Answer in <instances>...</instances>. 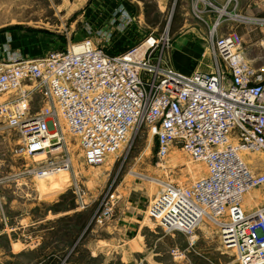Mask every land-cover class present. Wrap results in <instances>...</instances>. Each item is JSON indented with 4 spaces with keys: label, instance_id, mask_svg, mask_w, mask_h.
Wrapping results in <instances>:
<instances>
[{
    "label": "built area",
    "instance_id": "built-area-1",
    "mask_svg": "<svg viewBox=\"0 0 264 264\" xmlns=\"http://www.w3.org/2000/svg\"><path fill=\"white\" fill-rule=\"evenodd\" d=\"M190 14L210 52V72L175 69L169 34L161 46L151 33L115 55L96 43L90 28L82 41L37 58L0 45V138L6 131L20 135L15 158L43 157L23 172L0 177V188L75 174L73 156L98 167L148 128L160 160L177 148L207 169L186 188L163 184L150 219L165 233L189 239L211 225L238 264H264V204L252 211L243 206L248 193L264 187V69L249 60L236 31L242 26L250 37L261 33L264 53V16L245 13L242 0H191ZM120 17L121 29L137 23L131 14ZM37 95L42 106L34 112ZM114 202L112 194L94 219L97 227L112 216ZM186 255L171 250L174 261Z\"/></svg>",
    "mask_w": 264,
    "mask_h": 264
},
{
    "label": "rangeland",
    "instance_id": "rangeland-1",
    "mask_svg": "<svg viewBox=\"0 0 264 264\" xmlns=\"http://www.w3.org/2000/svg\"><path fill=\"white\" fill-rule=\"evenodd\" d=\"M189 2L191 4V0ZM188 4V0H168V6L162 4L161 8L159 0H135L136 27L146 29L145 34L150 32L142 37L137 34L133 45L154 33L161 46L163 35L169 34L173 42L169 61L179 72H210L211 55L205 43L199 40L198 23L191 14L188 16ZM242 5L245 13L264 16V0H242ZM49 14V6L39 0H0V35H9V44L30 45L33 50L41 51V55L49 54L47 48L51 43L60 44L63 50L68 44L65 38L68 24L62 27V37H57L60 36L56 33L58 30H53L56 21ZM182 27H185L184 34L179 32ZM236 31L243 35V49L249 60L257 68L264 69V60H261L264 53L258 44L262 34L250 37L242 26ZM224 32L228 33L226 28ZM41 106L42 96L37 95L34 112ZM20 139L18 133L10 131L0 138V177L23 172L26 166H33L43 159L15 158L12 150ZM67 139L70 141L72 138ZM72 141L74 146L76 142ZM73 162L75 174L61 172L47 179H26L0 188V212L2 207L9 224L30 221L31 218L39 221L40 236L44 240L41 254H57L60 260L55 264H77L72 255L81 244L85 249L98 243L112 249L113 246L123 247L125 251L141 227L147 244L144 260L118 257L117 250H114L112 254H105L103 259L92 260L88 264H188L187 260L174 261L171 256L174 248L187 251V255L190 249L192 257L205 256L211 262L197 264H238L235 252L221 247L218 232L211 225L201 226L193 239H189L181 233H165L150 219L149 207L164 190L163 184L186 188L205 177L207 169L203 163L192 161L177 148L160 160L157 143L148 128L132 136L120 152L109 155L98 167L86 166L78 156H73ZM112 194L115 195L112 216L103 227H97L94 219ZM263 204L264 187L248 193L243 206L245 210L252 211ZM56 241L59 244L53 246ZM191 244L192 248L189 247Z\"/></svg>",
    "mask_w": 264,
    "mask_h": 264
},
{
    "label": "crops",
    "instance_id": "crops-1",
    "mask_svg": "<svg viewBox=\"0 0 264 264\" xmlns=\"http://www.w3.org/2000/svg\"><path fill=\"white\" fill-rule=\"evenodd\" d=\"M49 6V17L54 18L56 24L53 30L62 37L61 33L63 25L68 24L66 29L68 48L74 43H78L88 37V29L94 32L96 43L105 48L111 54H122L130 49L133 45L134 38L146 36L144 33L146 29L136 27V24L129 25L126 29L119 28L122 22L124 13L136 17L135 0H39ZM160 7L168 6V0H159ZM188 3L190 4L189 0ZM186 5L188 9V16L190 15V5ZM120 13V14H119ZM60 23V24H59ZM185 27H182L179 32L186 33ZM196 30L198 28L196 27ZM54 31V32H55ZM111 34L109 41L105 36ZM98 34H101L97 37ZM138 34V35H137ZM9 35H0V45L9 44ZM199 40H201L199 38ZM190 41V39L188 40ZM202 41V40H201ZM14 52L21 53L26 58L42 57L41 51L33 50L30 45L10 44ZM62 49L60 44L51 43L47 48L51 53L53 51H60ZM63 49V50H64ZM47 55V54H46ZM175 69H177L174 66ZM178 70V69H177ZM40 223L34 221L33 218L24 222L20 221L16 224H9L5 214L0 212V264H51L56 260H60L58 255L45 256L41 254V246L43 239H41L39 232ZM142 227L138 230L133 238L129 241V248L123 250V247H104L97 244H90L86 249L81 244L76 252L72 255L77 264H88L89 261L103 259L105 254L116 251V256H124L128 260L145 259L147 253V244L145 236L141 232ZM54 243V244H53ZM53 246H57L58 241L53 242ZM128 244V243H127ZM190 248L193 244L189 245ZM194 251V250H193ZM192 252L189 249L186 259L188 264H197V262L211 263L205 256L192 257ZM196 252H194V255ZM198 255V254H197ZM114 259V256H112ZM193 259V261L191 260ZM121 260V259H119ZM142 260V261H143ZM111 262H113L111 260Z\"/></svg>",
    "mask_w": 264,
    "mask_h": 264
},
{
    "label": "bare ground",
    "instance_id": "bare-ground-1",
    "mask_svg": "<svg viewBox=\"0 0 264 264\" xmlns=\"http://www.w3.org/2000/svg\"><path fill=\"white\" fill-rule=\"evenodd\" d=\"M254 156H255V155H252V157H254ZM244 157H245V159H248V156H247V155H245Z\"/></svg>",
    "mask_w": 264,
    "mask_h": 264
},
{
    "label": "trees",
    "instance_id": "trees-1",
    "mask_svg": "<svg viewBox=\"0 0 264 264\" xmlns=\"http://www.w3.org/2000/svg\"><path fill=\"white\" fill-rule=\"evenodd\" d=\"M55 263H56V261L52 262L51 264H55Z\"/></svg>",
    "mask_w": 264,
    "mask_h": 264
}]
</instances>
